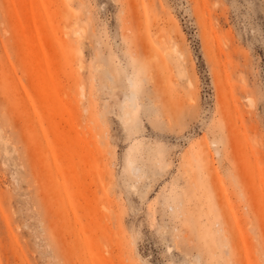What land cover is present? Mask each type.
<instances>
[{
  "label": "rangeland",
  "instance_id": "rangeland-1",
  "mask_svg": "<svg viewBox=\"0 0 264 264\" xmlns=\"http://www.w3.org/2000/svg\"><path fill=\"white\" fill-rule=\"evenodd\" d=\"M0 264H264V0H0Z\"/></svg>",
  "mask_w": 264,
  "mask_h": 264
},
{
  "label": "bare ground",
  "instance_id": "bare-ground-1",
  "mask_svg": "<svg viewBox=\"0 0 264 264\" xmlns=\"http://www.w3.org/2000/svg\"><path fill=\"white\" fill-rule=\"evenodd\" d=\"M172 51H173L175 54H177V55H179V56H182V54H181V52L178 50L177 46H173Z\"/></svg>",
  "mask_w": 264,
  "mask_h": 264
}]
</instances>
